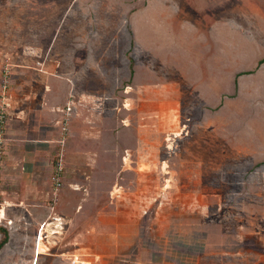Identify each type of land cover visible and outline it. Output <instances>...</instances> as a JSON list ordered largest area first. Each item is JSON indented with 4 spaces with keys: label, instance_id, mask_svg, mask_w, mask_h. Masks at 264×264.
<instances>
[{
    "label": "rangeland",
    "instance_id": "1",
    "mask_svg": "<svg viewBox=\"0 0 264 264\" xmlns=\"http://www.w3.org/2000/svg\"><path fill=\"white\" fill-rule=\"evenodd\" d=\"M243 1L245 11H236L238 20L232 17L233 9L230 11L231 28L240 32L230 29L228 43L225 40L222 45L212 39L207 41L205 36L200 38L203 41L198 40L202 27L189 24V30L181 32L174 23L169 24L175 37L192 49L196 57L199 55L200 64L210 75L211 70H221L223 62L224 67L229 65L230 73L228 78L224 74V91L216 96V103H202L201 95L205 93L194 90L193 94L188 92L185 103L171 110L170 124H150L148 157L154 171L144 174L149 175L150 197H158L163 204L151 205L136 244L127 257L117 258L112 264H264V64L259 66L264 59V0ZM234 2L231 1V8ZM78 4L77 0H0V103L6 83L19 97L26 92L28 73L20 71H29L38 49L43 57L48 54L53 76L58 79L63 68H73L78 56L92 50L93 44L81 43L77 36V21L81 17ZM186 15L193 21L196 18L193 13ZM64 17L58 40L53 44L36 43L33 35L40 23L47 22L56 32ZM71 24L75 27L71 28ZM82 24L85 25L83 19ZM121 46L117 45V56L122 52L124 55L128 48L121 50ZM184 67L190 78L199 73L191 62ZM118 77L120 81L128 79L127 75L121 77L120 71ZM207 93L211 98L214 95L211 88ZM58 96L56 93L55 100L60 103ZM226 98L229 103H224L223 109L219 102ZM118 106L120 120L126 112L122 103ZM111 115L107 114L100 124L102 139L84 140L82 148L101 147L118 152L124 147L121 137L128 132L123 124L115 125ZM88 116L92 118L91 114ZM0 125V141L4 140L0 144V212L4 213V219L0 214V228L8 235V243L0 251V264H72L73 256L99 264L100 259L91 251L73 253L66 246L82 227L88 234L87 228L97 224L95 219L77 220L76 228L67 235V220L62 219L63 226H57L59 233L51 235L50 214L54 212L62 218L67 213L61 202L47 200L28 203V208L18 206L14 195L20 190L14 184L18 180L7 186L3 176H20L21 168L13 173L1 171L6 157L4 135L12 134L18 126L12 125L8 132L5 124ZM135 128L133 124V131ZM113 131L117 133L116 140ZM95 159L102 166L117 167L121 155L101 154ZM56 161L55 158L53 162ZM87 161L83 158L76 162ZM54 174L50 180L52 190L57 192ZM74 174L68 176L63 171L62 176L72 178ZM89 174L82 172V179ZM94 179L103 184L94 188L93 209L112 197L110 181L119 180L133 189L138 178L135 172L107 169L96 171ZM4 238L5 233L0 232V242Z\"/></svg>",
    "mask_w": 264,
    "mask_h": 264
},
{
    "label": "crops",
    "instance_id": "2",
    "mask_svg": "<svg viewBox=\"0 0 264 264\" xmlns=\"http://www.w3.org/2000/svg\"><path fill=\"white\" fill-rule=\"evenodd\" d=\"M77 1L81 11L77 36L81 43L94 46L83 56H78V63H74L73 68L70 65L63 68L60 79L53 76L48 54L43 57L39 49L34 53V64L29 71H20L28 73L24 86L26 92L19 97L16 91L9 89V103L4 99L0 103V109L7 112L5 130L12 125L18 126L12 134L4 135L6 157L1 171L13 173L21 168L20 176H3V184L7 186L18 180L14 182L20 189L14 193L18 206L28 208V203L47 200L61 202L67 211L62 217L67 220L66 235L76 228L77 220L95 219L97 224H90L88 234L82 227L66 246L73 253L91 251L100 259L99 264H112L117 258L127 257L136 244L151 205L157 203V207H161L163 204L158 197H150L149 175L144 174L154 171L148 157L152 136L150 124H170L171 110L179 103H185L188 92L193 94L194 90L205 93L201 95L202 103H216V96L224 91V74L228 78L230 73L229 65L224 67L223 62L222 69L211 70L210 75L200 64L199 55L196 57L192 49L175 37L169 24L174 23L181 32H185L189 24L202 27L204 30L198 40L203 41L200 38L205 36L207 41L212 39L222 45L225 40L228 43L229 30L232 29L231 9L233 19L238 20L240 16L236 11L241 10L244 14L245 8L243 0H234L233 8L230 6L232 0ZM69 12L70 9L66 14ZM188 13L196 14L194 21L185 16ZM64 19L60 20L56 32L47 22L40 23L33 35L36 43L53 44L56 38L58 40ZM72 25L71 28L75 27ZM117 45H122L121 50L128 47L124 49L127 54L122 52L117 56ZM189 62L199 69L196 77L190 78L184 71ZM118 70L121 77L127 75V81H120ZM210 88L214 92L212 98L207 93ZM56 93H59L60 98H56L61 99L60 103L55 100ZM118 103H122L126 112L120 120L117 118ZM219 103L224 109L229 98ZM67 107L71 108L70 115H67ZM107 114L113 115L115 125L123 124L127 130L128 133L121 137L124 147L118 152L101 147L82 148L84 140L102 139L100 124ZM66 118L69 122L64 131ZM133 124L136 125L135 131ZM112 136L116 140L117 133L113 131ZM101 154H120V165L106 167L98 164L95 157ZM55 158L56 164L63 159L64 173L68 176L75 173L72 178L61 177L62 187L56 188L57 192L52 190L50 180L56 169ZM83 158L89 162H76ZM107 169L135 172L138 178L136 187L131 189L127 183L110 181L112 197L105 205L93 209L94 188L103 184V181L94 179V173ZM82 172L91 174L82 179ZM0 214L4 219V213ZM50 217L53 220L49 225L51 235H56L59 233L57 218L61 216L53 212Z\"/></svg>",
    "mask_w": 264,
    "mask_h": 264
},
{
    "label": "built area",
    "instance_id": "3",
    "mask_svg": "<svg viewBox=\"0 0 264 264\" xmlns=\"http://www.w3.org/2000/svg\"><path fill=\"white\" fill-rule=\"evenodd\" d=\"M9 88H8V84L6 83L3 88H2V98L5 100V103H9ZM67 115H70L71 112V108L67 107ZM7 112L2 109V114L0 115V123L5 124L6 123V114ZM69 122V118H66L64 121V127L63 130L66 131L67 130V125ZM1 127V125H0ZM5 128V127H4ZM4 140L0 141V144H3ZM64 171V165H63V159L60 158V160L58 161V163L56 164V169H55V174H54V182L56 184V188L60 189L62 187V182H61V177H62V173ZM57 223H58V227H62L63 226V222H62V218H57ZM72 264H94L93 260H89V259H83L80 256H73L72 258Z\"/></svg>",
    "mask_w": 264,
    "mask_h": 264
},
{
    "label": "trees",
    "instance_id": "4",
    "mask_svg": "<svg viewBox=\"0 0 264 264\" xmlns=\"http://www.w3.org/2000/svg\"><path fill=\"white\" fill-rule=\"evenodd\" d=\"M262 64H264V59L259 61V66ZM0 232L5 233V238L0 242V251H1V249L8 243V237H7L8 235L6 234V231L4 229L0 228Z\"/></svg>",
    "mask_w": 264,
    "mask_h": 264
}]
</instances>
